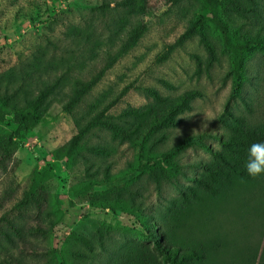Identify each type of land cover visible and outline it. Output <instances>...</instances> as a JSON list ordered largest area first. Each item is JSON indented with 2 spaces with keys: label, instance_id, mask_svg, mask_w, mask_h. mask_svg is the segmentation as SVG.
<instances>
[{
  "label": "rangeland",
  "instance_id": "rangeland-1",
  "mask_svg": "<svg viewBox=\"0 0 264 264\" xmlns=\"http://www.w3.org/2000/svg\"><path fill=\"white\" fill-rule=\"evenodd\" d=\"M262 43L264 0H0V264H264Z\"/></svg>",
  "mask_w": 264,
  "mask_h": 264
},
{
  "label": "trees",
  "instance_id": "trees-1",
  "mask_svg": "<svg viewBox=\"0 0 264 264\" xmlns=\"http://www.w3.org/2000/svg\"><path fill=\"white\" fill-rule=\"evenodd\" d=\"M210 22L212 23V25L215 27V29L221 35L224 47L227 49V51H229L234 56L235 62H238L241 54H243L244 51L249 50L251 48V45H249L248 43H241V44L235 43L231 39L227 27L220 20V18L218 17L217 13L214 10L211 12ZM263 44L264 43H262L261 45H263ZM1 120L2 119L0 116V121ZM248 144H249V142H248ZM158 249H159V247H158ZM9 260L11 262L12 259H4L3 261L9 263ZM12 262H13V260H12Z\"/></svg>",
  "mask_w": 264,
  "mask_h": 264
},
{
  "label": "clouds",
  "instance_id": "clouds-1",
  "mask_svg": "<svg viewBox=\"0 0 264 264\" xmlns=\"http://www.w3.org/2000/svg\"><path fill=\"white\" fill-rule=\"evenodd\" d=\"M244 170L252 178L264 176V142H254L248 146Z\"/></svg>",
  "mask_w": 264,
  "mask_h": 264
}]
</instances>
